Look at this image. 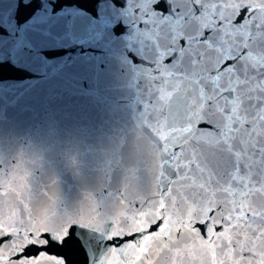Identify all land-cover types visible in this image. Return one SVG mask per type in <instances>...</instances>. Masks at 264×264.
<instances>
[{"label":"snow or ice","instance_id":"obj_1","mask_svg":"<svg viewBox=\"0 0 264 264\" xmlns=\"http://www.w3.org/2000/svg\"><path fill=\"white\" fill-rule=\"evenodd\" d=\"M113 3L122 10L116 35L134 68L137 131L141 139V130L150 133L145 143L159 153L156 179L163 187L158 201L137 200L135 212L101 203L97 214L114 217L103 230L77 224L90 234L92 264H105L117 249L134 253L126 264H264V17L257 15L264 3ZM21 163L0 164V264H65L45 249L53 241L63 245L68 228L27 226L40 215L42 192ZM134 183L130 173L121 188ZM170 209L179 212L175 230ZM195 236L202 243L192 255ZM124 237L131 239L117 242ZM30 247L40 251L31 255Z\"/></svg>","mask_w":264,"mask_h":264},{"label":"water","instance_id":"obj_2","mask_svg":"<svg viewBox=\"0 0 264 264\" xmlns=\"http://www.w3.org/2000/svg\"><path fill=\"white\" fill-rule=\"evenodd\" d=\"M262 3L254 0L256 7ZM121 11L113 0H0V164L22 160L41 189L40 215L28 227L68 228L63 245L53 241L45 249L65 264H92L90 234L77 224L103 230L114 217L97 214L101 203L135 212L137 200L161 198L159 153L145 143L150 133L141 130V139L137 131L134 68L125 59V40L116 35ZM257 15L264 17V9ZM130 173L134 187L125 190ZM170 210L175 230L179 212ZM201 243L200 236L189 242L192 255ZM132 255L117 249L105 264H126Z\"/></svg>","mask_w":264,"mask_h":264}]
</instances>
